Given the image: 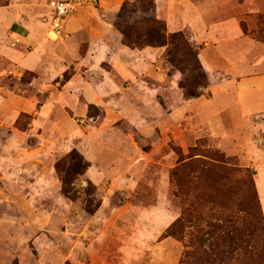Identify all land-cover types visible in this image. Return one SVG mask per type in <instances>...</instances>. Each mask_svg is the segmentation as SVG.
<instances>
[{
    "label": "rangeland",
    "instance_id": "1",
    "mask_svg": "<svg viewBox=\"0 0 264 264\" xmlns=\"http://www.w3.org/2000/svg\"><path fill=\"white\" fill-rule=\"evenodd\" d=\"M54 1L21 0L30 5L27 22L43 25L38 65L0 62V264H264L256 188L264 132L251 129L258 117L243 127L235 108L212 120L202 114L208 74L180 52L188 45L199 54L204 44L182 31L179 53L126 47L162 56L129 59L131 73H121L112 40L85 29L67 35L65 26L58 38L49 34ZM78 1L77 10L107 18L98 0ZM224 1L214 20L238 15L260 42L264 0H246L262 9L250 14L229 11L243 0ZM126 3L127 24L154 17L153 5ZM99 24L93 37L103 34ZM76 166L83 169L65 195L63 172ZM177 220L182 228L165 238ZM198 238L208 258H197Z\"/></svg>",
    "mask_w": 264,
    "mask_h": 264
},
{
    "label": "crops",
    "instance_id": "2",
    "mask_svg": "<svg viewBox=\"0 0 264 264\" xmlns=\"http://www.w3.org/2000/svg\"><path fill=\"white\" fill-rule=\"evenodd\" d=\"M127 1L132 0H98L100 7L107 13L105 20L100 19L96 12L89 14L86 8L76 9L65 25V33L68 35L85 29L90 32L92 39L112 40L118 52L114 54L112 62L121 68V73L130 74V67L126 64L129 59L143 56L152 60L161 57L162 52L149 48L134 51L120 45L121 37L114 30L110 18ZM150 1L154 17L165 24L166 34L188 31L192 40L204 44L198 58L208 74L211 97L203 106L202 114L205 116L207 112V119L212 120L213 116L235 108L243 127L250 119L258 117L257 127L251 129L264 132V45L245 34L242 29L244 21L238 15L214 20L220 12H226V7L219 8L222 7L220 2L224 0ZM24 2L10 0L7 6H0V62L11 61L29 70L38 65L41 52L46 51L47 44L42 40L43 25L33 16L31 22H27L30 5ZM224 2L232 3L234 0ZM241 10L249 14L262 12L260 7H253L246 0L237 3L229 11ZM48 11L50 16L51 8ZM95 23L102 25L103 34L98 37H93L100 28ZM25 47H31V50L23 54L21 49ZM216 75L220 76L219 80ZM212 109L218 110L217 113L212 112ZM260 175L256 180V188L264 209V182Z\"/></svg>",
    "mask_w": 264,
    "mask_h": 264
},
{
    "label": "trees",
    "instance_id": "3",
    "mask_svg": "<svg viewBox=\"0 0 264 264\" xmlns=\"http://www.w3.org/2000/svg\"><path fill=\"white\" fill-rule=\"evenodd\" d=\"M145 3L150 4V9L152 10V5L149 1L143 0ZM128 3H123V5L120 8V11L117 14V19L114 22L113 26L114 28L119 32L121 36V43L123 46L132 48V49H141L144 47H170L173 51L176 53H179V43H182V46H186L187 42L184 39V36L181 33H173L168 36H166V27L163 22L159 21L158 19L151 17L144 19L143 21L139 22H133L131 24H127V22L124 20L125 12L127 9ZM261 22V19L259 20ZM243 27V26H242ZM139 28V29H138ZM244 30V29H243ZM245 32V30H244ZM258 34H260L259 39L260 42L264 43V30L258 31ZM187 50L186 53H183V50ZM181 54L183 53V57H189L191 60L195 61V63L198 64V53L196 50L188 49L187 48L181 49ZM168 58L170 63H174V57H172L171 52H168ZM198 68L201 66L198 64ZM206 84V80H205ZM207 86V85H206ZM202 89L205 88V85L201 86ZM203 94H190L189 97H195L199 98ZM209 95V94H208ZM79 170H76L78 169ZM83 167L76 166L75 170H66L63 172V176L61 179L62 183V191L65 195H68L70 192L69 189V178L71 175H79L80 170H82ZM182 228L181 220H177L172 227H170L166 233L164 234V237H171L177 235L175 233V229ZM179 229V230H180ZM182 231V230H181ZM196 243L198 246V251H196L195 254L198 255L197 258H200L202 256H205V258L209 257L208 251L205 248H201L204 245V240L202 238L196 239ZM205 243L208 244V241L205 240ZM210 246V243H209ZM182 264V263H180Z\"/></svg>",
    "mask_w": 264,
    "mask_h": 264
},
{
    "label": "built area",
    "instance_id": "4",
    "mask_svg": "<svg viewBox=\"0 0 264 264\" xmlns=\"http://www.w3.org/2000/svg\"><path fill=\"white\" fill-rule=\"evenodd\" d=\"M78 5V0H55L53 2L49 16L50 35L58 38L62 34L68 17L75 12Z\"/></svg>",
    "mask_w": 264,
    "mask_h": 264
}]
</instances>
